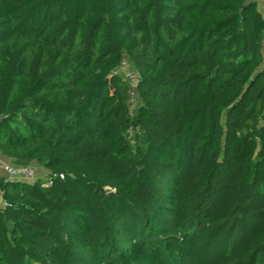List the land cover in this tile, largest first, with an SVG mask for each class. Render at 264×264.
<instances>
[{"label":"trees","instance_id":"obj_1","mask_svg":"<svg viewBox=\"0 0 264 264\" xmlns=\"http://www.w3.org/2000/svg\"><path fill=\"white\" fill-rule=\"evenodd\" d=\"M247 1L0 0V264H264Z\"/></svg>","mask_w":264,"mask_h":264},{"label":"built area","instance_id":"obj_2","mask_svg":"<svg viewBox=\"0 0 264 264\" xmlns=\"http://www.w3.org/2000/svg\"><path fill=\"white\" fill-rule=\"evenodd\" d=\"M261 1V0H260ZM131 74L128 73V76ZM137 77L132 76V81H136ZM41 169L37 165L16 166L11 161L0 155V179H5L9 182H23L34 184L39 178ZM3 197L0 192V206L2 205Z\"/></svg>","mask_w":264,"mask_h":264},{"label":"water","instance_id":"obj_3","mask_svg":"<svg viewBox=\"0 0 264 264\" xmlns=\"http://www.w3.org/2000/svg\"><path fill=\"white\" fill-rule=\"evenodd\" d=\"M252 0H248L247 3L251 2ZM4 115H0V124L2 123V121L4 120Z\"/></svg>","mask_w":264,"mask_h":264}]
</instances>
